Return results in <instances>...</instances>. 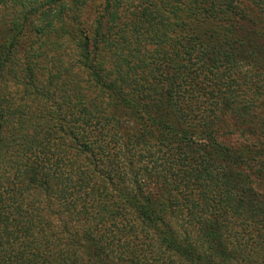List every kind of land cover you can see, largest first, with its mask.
I'll return each instance as SVG.
<instances>
[{"label": "trees", "instance_id": "trees-1", "mask_svg": "<svg viewBox=\"0 0 264 264\" xmlns=\"http://www.w3.org/2000/svg\"><path fill=\"white\" fill-rule=\"evenodd\" d=\"M66 7L1 26L0 264H264V0Z\"/></svg>", "mask_w": 264, "mask_h": 264}, {"label": "rangeland", "instance_id": "rangeland-1", "mask_svg": "<svg viewBox=\"0 0 264 264\" xmlns=\"http://www.w3.org/2000/svg\"><path fill=\"white\" fill-rule=\"evenodd\" d=\"M17 2L16 4H13V2ZM0 0V30L2 23L4 21H7L10 23L12 17L10 16V12L12 9H15L17 11L22 10L26 12L28 11H34L32 7L35 8V12H32V15L28 14L30 16L29 19V27L30 29L25 31V34H27L26 38L23 41V47L24 51L29 49L31 44L35 42V35H39L40 38H48L51 37L54 39L56 37V34L59 33L61 24L59 23V16H57V11L61 10V5L64 2L66 3L68 8L66 7V10L64 9V12L62 14L65 15H73L76 7L80 8V21L83 24H89L101 11L104 7V5L107 3L108 0ZM130 0H123V3L129 4ZM21 3H24L25 5H21ZM51 3V5L49 4ZM250 5V4H249ZM13 6V7H11ZM48 7L50 9L48 10ZM47 12V18L46 20L43 19L41 14L44 11ZM61 13V11H60ZM253 13H257L256 11ZM6 19V20H5ZM33 23L35 25H33ZM28 27V26H27ZM39 29H45L41 33H37V30ZM55 49L60 51H65L64 55H66L64 61L65 66L69 65L71 60H73L74 57H76L77 50H75L74 46L71 45L70 47H63L58 48V46H55ZM22 50V51H23ZM76 60V59H75ZM76 73V72H75ZM80 76H79V75ZM79 77L82 79L86 78V75H83L80 71V73H76ZM232 121H229V124H232ZM248 128V126H246ZM220 142H222L225 145H229L232 148H241L244 147L246 144H249L252 139L247 135H242L241 132L236 133L233 136H230L225 132L224 129L219 131L218 138ZM257 176L253 177L254 180V187L256 190L260 193H264V177L257 179Z\"/></svg>", "mask_w": 264, "mask_h": 264}]
</instances>
